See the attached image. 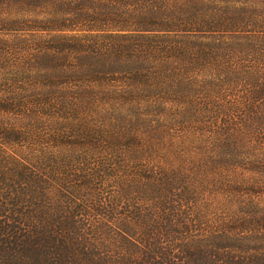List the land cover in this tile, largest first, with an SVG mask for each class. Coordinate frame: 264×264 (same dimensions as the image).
Wrapping results in <instances>:
<instances>
[{
	"label": "trees",
	"instance_id": "16d2710c",
	"mask_svg": "<svg viewBox=\"0 0 264 264\" xmlns=\"http://www.w3.org/2000/svg\"><path fill=\"white\" fill-rule=\"evenodd\" d=\"M0 264H264V0H0Z\"/></svg>",
	"mask_w": 264,
	"mask_h": 264
}]
</instances>
